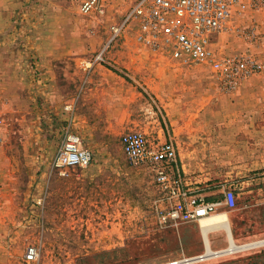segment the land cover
Returning <instances> with one entry per match:
<instances>
[{"label":"rangeland","instance_id":"1","mask_svg":"<svg viewBox=\"0 0 264 264\" xmlns=\"http://www.w3.org/2000/svg\"><path fill=\"white\" fill-rule=\"evenodd\" d=\"M82 1L0 0V154L9 162L0 264H21L28 244L37 264L175 261L163 248L152 173L121 153L126 131L170 139L190 191L214 192L218 202L222 189L234 192V207L213 213L225 215L228 232L209 234L223 244L215 252L228 249V234L236 249L204 250L186 264H264V0L211 39L212 58L260 65L231 88L209 65L139 46L131 27L113 37L136 0H100L102 13L85 15ZM69 103L72 129L92 153L82 170L54 166Z\"/></svg>","mask_w":264,"mask_h":264},{"label":"built area","instance_id":"2","mask_svg":"<svg viewBox=\"0 0 264 264\" xmlns=\"http://www.w3.org/2000/svg\"><path fill=\"white\" fill-rule=\"evenodd\" d=\"M256 0H136L126 13L121 25L112 28L116 37L126 27L134 34V41L142 47L167 54L179 64L197 63L209 65L211 72L228 88L250 74L258 72L260 65L248 56L212 58L211 39L225 30L234 17L243 15ZM100 0H83L80 14L102 13ZM94 62H103L101 53ZM63 111L68 115L62 128L54 166L56 168L82 170L92 162L91 151L84 146L80 136L72 129V105ZM118 144L125 161L132 167H143L153 175L158 189L155 211L162 226L197 221L214 213L223 204L235 205L231 189H222L221 202H204L187 188L177 169V151L173 142L162 140L154 143L138 131H126L119 135ZM39 251L33 244L25 246L21 264H37ZM195 261H201L196 258ZM191 262L183 259L176 263Z\"/></svg>","mask_w":264,"mask_h":264},{"label":"crops","instance_id":"3","mask_svg":"<svg viewBox=\"0 0 264 264\" xmlns=\"http://www.w3.org/2000/svg\"><path fill=\"white\" fill-rule=\"evenodd\" d=\"M70 104V103H69ZM73 105V104H70ZM73 111V107H72ZM73 120V118H72ZM8 159L6 156L0 154V184H5L8 179L7 166ZM198 189V188H197ZM199 190V189H198ZM194 191V190H193ZM192 192L194 195L202 198L204 202H218L214 192ZM221 193V192H220ZM166 227V240L163 246L164 249L172 250L175 253V260H183L201 256L204 253V243L199 229V221H188L185 223H178L168 225ZM216 236H219L218 231L209 234V242L211 248L215 251L223 249V244L219 247ZM226 237V235H225ZM222 243V242H221ZM199 250L194 252V250Z\"/></svg>","mask_w":264,"mask_h":264},{"label":"bare ground","instance_id":"4","mask_svg":"<svg viewBox=\"0 0 264 264\" xmlns=\"http://www.w3.org/2000/svg\"><path fill=\"white\" fill-rule=\"evenodd\" d=\"M198 221H199V227H200L203 242H204V250H205V256L204 257H210L213 255L214 256L220 255V254L226 253L228 251H233L236 249V245L234 244V241L229 234H228L229 246H228L227 250H225V251L223 250L222 252H215L210 247V243L208 240V234L211 231L224 228L228 232L227 220H226V217L223 213H216L213 215L211 214L207 217L201 218V220L199 219ZM194 259L195 258L186 259V260L193 261ZM175 262H176V260H175Z\"/></svg>","mask_w":264,"mask_h":264}]
</instances>
